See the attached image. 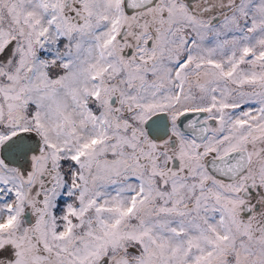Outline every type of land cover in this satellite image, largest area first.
<instances>
[{
	"label": "snow or ice",
	"instance_id": "snow-or-ice-1",
	"mask_svg": "<svg viewBox=\"0 0 264 264\" xmlns=\"http://www.w3.org/2000/svg\"><path fill=\"white\" fill-rule=\"evenodd\" d=\"M0 264H264V0H0Z\"/></svg>",
	"mask_w": 264,
	"mask_h": 264
}]
</instances>
